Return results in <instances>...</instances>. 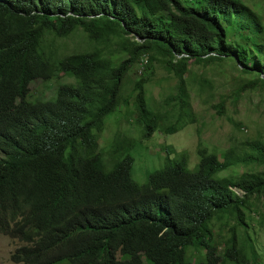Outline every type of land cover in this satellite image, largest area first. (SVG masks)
<instances>
[{
  "label": "trees",
  "instance_id": "obj_1",
  "mask_svg": "<svg viewBox=\"0 0 264 264\" xmlns=\"http://www.w3.org/2000/svg\"><path fill=\"white\" fill-rule=\"evenodd\" d=\"M77 31L83 49L52 43ZM144 57L132 88L136 122L144 138L173 134L198 122L192 63L235 61L252 76L238 95L264 86V25L243 0H0V233L23 243L14 263L263 264L250 236L254 215L264 228L263 137L222 158L199 142L193 167L186 150L171 157L167 148L165 166L144 183L133 178L134 139L116 137L107 162L99 133ZM61 72L74 82L22 105L33 81ZM164 76L176 90L155 111L145 87ZM214 107L225 112L224 102ZM240 165L251 168L221 175Z\"/></svg>",
  "mask_w": 264,
  "mask_h": 264
},
{
  "label": "rangeland",
  "instance_id": "obj_2",
  "mask_svg": "<svg viewBox=\"0 0 264 264\" xmlns=\"http://www.w3.org/2000/svg\"><path fill=\"white\" fill-rule=\"evenodd\" d=\"M261 19L264 25V0H243ZM233 21L223 20L224 25ZM52 43L64 53L83 49L85 37L81 31L67 38L54 39ZM147 58L135 64L122 87L124 102L118 112L106 118L103 132L99 133V145L104 150L108 163H112L114 154L112 144L116 137L134 139V148L130 153L134 157L133 178L140 183L147 180L149 173L165 166L167 148H171V157L176 152L186 150L190 156V166L198 162L197 146L201 142L210 150L216 151L222 158L232 144H237L248 138H264V86L255 90L243 91L241 84L252 78L244 74L233 60H225L211 65L192 63L186 74L191 86L193 108L198 116V122L187 125L183 130L173 134L156 131L150 138L142 136L141 127L137 124L134 112L133 85L144 71ZM74 78L63 72L56 74L51 80L37 79L30 85V93L22 105L28 106L37 99H50L56 94L62 83H72ZM178 80L175 77L164 76L155 83L146 84V98L148 105L155 111L164 112V100L176 90ZM202 84L203 94L198 96L195 89ZM220 102L225 103V112L219 114L214 107ZM250 166H234L223 171L221 175L240 174L250 170ZM240 193L242 191L238 190ZM257 203L259 213L264 214V198ZM261 215H254L250 219V236L256 244L260 254V261L264 264V228L260 225ZM218 237L226 235L228 227H218ZM228 235V234H227ZM226 235V236H227ZM23 243L0 233V264H16L11 259L15 250ZM222 248V247H220ZM193 250H190V254ZM120 258L124 256L119 255Z\"/></svg>",
  "mask_w": 264,
  "mask_h": 264
}]
</instances>
